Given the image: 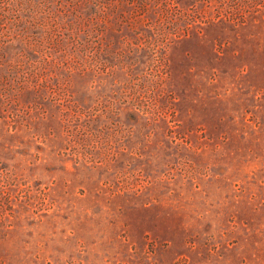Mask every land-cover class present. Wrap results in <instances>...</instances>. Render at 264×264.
Instances as JSON below:
<instances>
[{"label": "rangeland", "instance_id": "1", "mask_svg": "<svg viewBox=\"0 0 264 264\" xmlns=\"http://www.w3.org/2000/svg\"><path fill=\"white\" fill-rule=\"evenodd\" d=\"M0 264H264V0H0Z\"/></svg>", "mask_w": 264, "mask_h": 264}]
</instances>
